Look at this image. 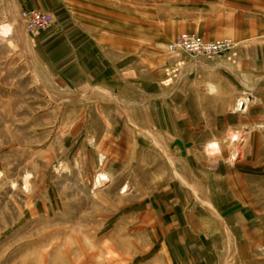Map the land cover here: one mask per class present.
<instances>
[{
  "label": "rangeland",
  "instance_id": "1",
  "mask_svg": "<svg viewBox=\"0 0 264 264\" xmlns=\"http://www.w3.org/2000/svg\"><path fill=\"white\" fill-rule=\"evenodd\" d=\"M62 7L69 25L130 52L139 39L150 56L189 34L230 48L213 60L175 53L234 67L256 45L264 85V0H0V264H264V130L226 131L218 177L192 178L179 152L135 128L128 96L58 77L57 44L39 39L62 26ZM25 10L52 22L30 33ZM152 103L141 94V126ZM98 172L109 181L93 186Z\"/></svg>",
  "mask_w": 264,
  "mask_h": 264
},
{
  "label": "crops",
  "instance_id": "2",
  "mask_svg": "<svg viewBox=\"0 0 264 264\" xmlns=\"http://www.w3.org/2000/svg\"><path fill=\"white\" fill-rule=\"evenodd\" d=\"M21 1L31 3L36 0ZM32 6L26 4L27 8ZM65 13L66 9L62 7L59 30L39 39L45 46L56 42L58 77L84 87L94 86L128 96L130 101L122 102L128 103L135 128L152 129L156 145L166 151L172 146L179 152L181 159L188 163L187 168L194 172L192 178L218 177L220 165L214 170L215 162L222 159L209 154L207 147L216 144L217 154L226 131H238L234 133L239 134L241 130H264V85L258 93L256 45H250L248 57L240 55L234 67L179 53L166 56L152 53L150 56L140 52L139 39L133 44L132 52L128 42H101L100 36H107V33H98L78 24L75 16L69 25ZM150 72L152 85L144 81V76ZM141 94L153 98L152 122L147 121L142 126ZM240 98L247 100L242 112L245 116L238 114L239 120H235L231 118L235 115L232 107ZM157 135L164 140L162 145L156 140ZM195 147H205L207 154L197 153Z\"/></svg>",
  "mask_w": 264,
  "mask_h": 264
},
{
  "label": "built area",
  "instance_id": "3",
  "mask_svg": "<svg viewBox=\"0 0 264 264\" xmlns=\"http://www.w3.org/2000/svg\"><path fill=\"white\" fill-rule=\"evenodd\" d=\"M21 19L30 33H38L51 24L52 15L37 10H25L21 13ZM229 48V42H205L197 36L182 34L168 46V51L170 53L179 51L193 58L213 60L219 53L228 51Z\"/></svg>",
  "mask_w": 264,
  "mask_h": 264
},
{
  "label": "bare ground",
  "instance_id": "4",
  "mask_svg": "<svg viewBox=\"0 0 264 264\" xmlns=\"http://www.w3.org/2000/svg\"><path fill=\"white\" fill-rule=\"evenodd\" d=\"M10 33V29L9 28H6L5 26H2L0 28V36H6ZM237 105L236 107H239L240 110L244 109L247 105V100L244 99V98H240L236 101ZM244 112V111H243ZM261 129V128H259ZM230 139L233 140L235 139L236 137H238V135H235V133L233 132L232 134H230ZM217 151V145L216 144H211L208 148H207V152L209 154H214L215 155V152ZM233 158V156H232ZM99 173V172H98ZM95 176L94 178V182H93V186L95 185H103L104 183H106L107 181H109L108 177L104 174V173H99ZM124 189V188H123ZM155 236V235H154ZM140 248V247H139ZM168 254V253H167Z\"/></svg>",
  "mask_w": 264,
  "mask_h": 264
}]
</instances>
